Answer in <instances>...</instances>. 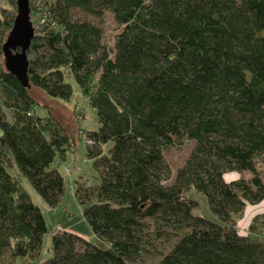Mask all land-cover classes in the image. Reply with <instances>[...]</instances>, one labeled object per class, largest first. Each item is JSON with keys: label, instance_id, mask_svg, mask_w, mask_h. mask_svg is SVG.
<instances>
[{"label": "trees", "instance_id": "obj_1", "mask_svg": "<svg viewBox=\"0 0 264 264\" xmlns=\"http://www.w3.org/2000/svg\"><path fill=\"white\" fill-rule=\"evenodd\" d=\"M0 1V264H33L42 251L45 219L23 183L50 207L65 192L59 168L83 125L69 133L54 114L36 115L30 89L70 101L71 77L98 123L81 142L98 180L73 182L96 239L54 230L39 264H133L148 253L156 264H264V208L238 225L264 204V0H29L38 29L26 83L3 62L17 9ZM186 141L165 183L163 152Z\"/></svg>", "mask_w": 264, "mask_h": 264}, {"label": "rangeland", "instance_id": "obj_2", "mask_svg": "<svg viewBox=\"0 0 264 264\" xmlns=\"http://www.w3.org/2000/svg\"><path fill=\"white\" fill-rule=\"evenodd\" d=\"M0 5L7 6L6 1H0ZM77 17H81L82 15L79 12H76ZM32 20V17H31ZM34 28L38 29V27L33 22ZM104 29V33L107 38H111V32L114 28L115 24L111 17V15L107 14L104 17V22L101 25ZM3 62L5 67L9 68V63L5 55H3ZM67 82H69L73 88L74 93L70 101L61 100L55 97H51L47 95L40 88H31L30 92L35 100L38 102V105L35 108L36 115L38 116H46L48 113L54 114L56 118L61 122V124L66 128L69 133H75L76 125H83V127L87 129H96L97 121L96 116L92 108L86 102V97H84L74 79L67 78ZM1 106V101H0ZM76 111L82 112L83 115L80 114V117L77 116ZM76 124V125H75ZM1 133V131H0ZM78 148L76 149L75 154H80L76 157V163L70 161L61 165L59 170L65 176V192L59 204L56 207L48 206L42 198L33 190L30 184L24 182V186L30 192L32 196L33 202L40 208L43 213L45 224H46V232L43 235L42 242V251L39 258L33 262V264H39L41 261L45 260L51 255V236L54 230H70L75 232L85 238L88 241H94L96 239L95 235L91 231L88 223L83 217L82 207L79 200L76 198L74 194V185L73 182L80 180L83 184H95L98 180V173L94 169L91 160H89L86 155L81 154L82 144L77 140ZM194 146V142H184V144L174 147L167 148L164 152V163L167 167V175L165 178L169 176V180H163L165 183H168L175 176V171L181 167L188 157L191 149ZM69 171L68 173L65 172ZM245 174H243L244 176ZM260 175L264 179V164L261 166ZM238 177L237 174H231L227 176V178ZM194 197L200 201L201 214L210 215V211L206 202L205 197L201 195L193 194ZM264 208V204L259 205H249L245 209V216L243 219L239 221V227L241 230H245L248 223L251 221L252 216L262 211ZM170 242L166 240L157 241L155 246L159 251L167 252ZM157 258L152 254H144L140 256L133 264H156ZM4 264H8L5 262Z\"/></svg>", "mask_w": 264, "mask_h": 264}, {"label": "water", "instance_id": "obj_3", "mask_svg": "<svg viewBox=\"0 0 264 264\" xmlns=\"http://www.w3.org/2000/svg\"><path fill=\"white\" fill-rule=\"evenodd\" d=\"M15 3L17 12L13 26L3 44V54L9 63V68H6L26 83V50L32 39L34 26L30 15L29 0H15Z\"/></svg>", "mask_w": 264, "mask_h": 264}, {"label": "built area", "instance_id": "obj_4", "mask_svg": "<svg viewBox=\"0 0 264 264\" xmlns=\"http://www.w3.org/2000/svg\"><path fill=\"white\" fill-rule=\"evenodd\" d=\"M76 114H77L78 117H80V114L83 115L82 112H79V111L78 112L76 111ZM77 136H78V138L81 140V142L84 145L86 143H91L92 142L91 139L86 136V129L84 127H79L78 128V130H77ZM65 172L68 173L69 171H66V168H65Z\"/></svg>", "mask_w": 264, "mask_h": 264}, {"label": "crops", "instance_id": "obj_5", "mask_svg": "<svg viewBox=\"0 0 264 264\" xmlns=\"http://www.w3.org/2000/svg\"><path fill=\"white\" fill-rule=\"evenodd\" d=\"M82 148H83V147H82ZM81 154H82V156L85 154L83 149H81ZM79 155H80V154H78V155L76 154V155L71 159V162L73 161L74 163H76V159H75V158L78 157Z\"/></svg>", "mask_w": 264, "mask_h": 264}]
</instances>
